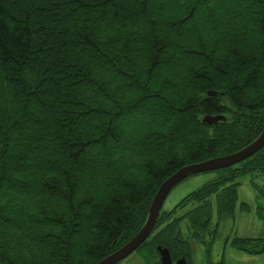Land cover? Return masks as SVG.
I'll return each instance as SVG.
<instances>
[{
  "label": "trees",
  "instance_id": "trees-1",
  "mask_svg": "<svg viewBox=\"0 0 264 264\" xmlns=\"http://www.w3.org/2000/svg\"><path fill=\"white\" fill-rule=\"evenodd\" d=\"M263 129L264 0H0V264H94L178 168ZM241 162L182 216L160 212L150 247L188 257L179 222L204 240L215 192L218 221L232 216L229 181L264 171V147Z\"/></svg>",
  "mask_w": 264,
  "mask_h": 264
},
{
  "label": "rangeland",
  "instance_id": "rangeland-1",
  "mask_svg": "<svg viewBox=\"0 0 264 264\" xmlns=\"http://www.w3.org/2000/svg\"><path fill=\"white\" fill-rule=\"evenodd\" d=\"M259 6L261 7V5H253V9H251L255 10L259 8ZM198 21H201V18H198ZM187 31L189 32L190 28H188ZM189 33L192 35L191 32ZM243 163L244 162H238L231 167H240ZM226 168L228 167L198 172L187 176L170 190L161 209L171 211L179 202V204H181L187 199L185 196H188L206 183L229 173L230 169ZM235 180L237 181L238 199L235 206L234 217L224 220L222 224L220 223L211 254L212 263L222 260V264H264V250L254 253L237 249L229 244L233 236L264 238V171L257 169L240 175ZM213 197L214 195H211L212 200L214 199ZM240 202L246 203L247 208H240ZM196 205V202H187L183 206H178L173 216H182L186 211L193 209ZM187 221V219H183L180 223L179 228L181 237L188 240L193 264H206L207 257L205 254V245L209 239L206 237L204 240L200 241L192 238V231L188 228ZM214 221L215 214L212 223ZM212 227L213 225L211 224L209 229ZM157 229L156 227L154 232H156ZM151 236L152 235L149 236L148 240H146L140 248L133 251L118 264H156V252L149 245ZM0 242L3 243L1 240Z\"/></svg>",
  "mask_w": 264,
  "mask_h": 264
},
{
  "label": "water",
  "instance_id": "water-1",
  "mask_svg": "<svg viewBox=\"0 0 264 264\" xmlns=\"http://www.w3.org/2000/svg\"><path fill=\"white\" fill-rule=\"evenodd\" d=\"M206 93L208 96H215L217 94L215 90H207ZM225 119V116L222 114H205L202 117V121L207 124H212ZM263 145L264 129L253 140L235 151L211 157L203 161L185 164L178 168L158 187L149 205L146 218L139 230L128 241L113 250L111 253L99 259L94 264H116L117 262L128 256L131 252H133L137 247H139L152 231L163 201L165 200L170 190L178 182L194 173L208 170H217L238 163L257 152ZM156 250L160 258V264H171L172 258L167 247L158 244L156 246ZM176 264L188 263L184 257H181L176 260ZM217 264L220 263L218 262Z\"/></svg>",
  "mask_w": 264,
  "mask_h": 264
},
{
  "label": "flooded vegetation",
  "instance_id": "flooded-vegetation-1",
  "mask_svg": "<svg viewBox=\"0 0 264 264\" xmlns=\"http://www.w3.org/2000/svg\"><path fill=\"white\" fill-rule=\"evenodd\" d=\"M264 147V145L259 149V150H261L262 148ZM258 150V151H259ZM232 166V165H231ZM241 168V167H240ZM246 174V173H245ZM240 176V175H239ZM238 176V177H239ZM237 178V177H236ZM236 178H234L233 180H231V181H229V183H236V191H237V181L235 180ZM213 195H214V199L212 200V198H211V213H212V218H211V224L213 225V227L212 228H210L211 230H213V229H215V231L213 232V233H211V234H209V230H208V233H207V235H206V237H208V241H211V245L208 247V242H206V245H205V254H206V257H207V263L206 264H217L218 262L220 263V264H222L223 263V261L221 260V261H217L216 263H212V260H211V254H212V250H213V246H214V242H215V240H216V237H217V233H218V229H219V226H220V223L222 224L223 223V221L224 220H226V219H228V218H233L234 217V211H235V206H236V203H237V199H238V193H237V196H236V200H235V204H234V209H233V215L232 216H228V215H226L224 218H222V220H220V222L218 221V218H217V204H218V196H217V194H216V192L215 193H213ZM240 208H242V209H245V208H247V204L246 203H243V202H240ZM161 213H167V212H170V214H169V216L168 217H170V219H174V218H176V217H178V216H173V213L174 212H176V211H174V212H171L170 210H167V211H165V210H162L161 209V211H160ZM214 214H215V221L212 223V219L214 218ZM183 219H186L185 217L183 218ZM182 219V220H183ZM181 220V221H182ZM181 221L179 222V223H181ZM188 222V221H187ZM189 224V223H188ZM210 224V225H211ZM180 225V224H179ZM210 227V226H209ZM189 228V227H188ZM191 231H192V233H191V237L192 238H194L195 239V237H193V230L191 229V228H189ZM180 232V231H179ZM181 235V234H180ZM205 237V238H206ZM234 237H247V236H233L232 238H234ZM231 238V239H232ZM248 238H253V239H255L254 237H248ZM256 238H259V237H256ZM183 239V238H182ZM231 239H230V241H231ZM183 240H185V241H187L188 242V240H186V239H183ZM196 240V239H195ZM230 241H229V244H230ZM161 244V243H160ZM163 245V244H162ZM231 245V244H230ZM165 247H167L166 245H164ZM232 246V245H231ZM168 248V250H169V252H170V255H171V258H172V262H171V264H176V260L177 259H179V258H181V257H184L185 258V260L187 261V263L188 264H193V259H192V256H191V248H190V246H189V255H188V257L187 256H185V255H179V256H177V257H174L173 256V254L171 253V251H170V249H169V247H167ZM157 260H159V257L157 258Z\"/></svg>",
  "mask_w": 264,
  "mask_h": 264
}]
</instances>
